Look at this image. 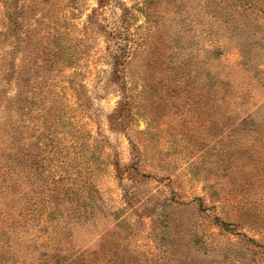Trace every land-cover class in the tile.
Returning a JSON list of instances; mask_svg holds the SVG:
<instances>
[{"label":"rangeland","instance_id":"rangeland-1","mask_svg":"<svg viewBox=\"0 0 264 264\" xmlns=\"http://www.w3.org/2000/svg\"><path fill=\"white\" fill-rule=\"evenodd\" d=\"M0 264H264V0H0Z\"/></svg>","mask_w":264,"mask_h":264}]
</instances>
